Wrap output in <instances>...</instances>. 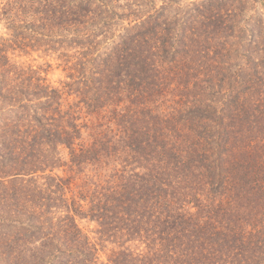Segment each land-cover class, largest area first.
Here are the masks:
<instances>
[{"label":"trees","instance_id":"16d2710c","mask_svg":"<svg viewBox=\"0 0 264 264\" xmlns=\"http://www.w3.org/2000/svg\"><path fill=\"white\" fill-rule=\"evenodd\" d=\"M254 4L0 0V180L40 263L264 264Z\"/></svg>","mask_w":264,"mask_h":264},{"label":"rangeland","instance_id":"374dc122","mask_svg":"<svg viewBox=\"0 0 264 264\" xmlns=\"http://www.w3.org/2000/svg\"><path fill=\"white\" fill-rule=\"evenodd\" d=\"M252 5L254 10L256 11L255 16L256 22L252 26V30L250 29L249 33L246 32V29L242 26L245 24V19L240 21L241 28V40L243 43H248V41L255 43V50L252 52V57L261 58L264 57L261 51L264 49V0H250V2H254ZM230 10H239L240 5L233 1L229 6ZM253 10V11H254ZM254 11V12H255ZM252 12L247 11L245 18L250 16ZM242 16V15H241ZM251 35V37H248ZM10 39V32H8L2 24H0V48L5 45ZM241 44V43H240ZM254 46V47H255ZM240 53V51H239ZM241 54V53H240ZM14 60L21 63H34V64H42L43 60H38V54H33L32 58H23L19 56L18 52L14 53ZM37 61L34 62L33 60ZM54 67L55 64L51 62ZM247 72L252 73L253 70H247ZM254 72L264 73V60L259 59V67ZM216 73V71L213 73ZM49 77L53 80H57L60 77L59 71H52L49 74ZM262 84V85H261ZM260 90L264 89V83H258ZM222 87L216 86V89H220ZM255 95V94H254ZM217 107H221L224 104L223 98L220 96H214ZM259 137L264 138V129H257L255 132ZM264 139L260 141V149L262 150V143ZM6 170H0V174L5 172ZM20 189V184L16 181L13 184H8L7 181L0 180V264H49L45 259V262L40 263L41 253L43 249L41 248V242L35 239V237H30V233L18 228V222H22L23 219L20 217L21 211V201L17 198ZM264 209L258 208V212L261 215ZM263 217V216H260ZM258 217V218H260ZM16 222L17 226L12 227L9 223ZM83 227L88 231L93 230V225L87 228L86 224H82ZM90 238H94L93 233H89ZM104 260V255L102 256Z\"/></svg>","mask_w":264,"mask_h":264}]
</instances>
